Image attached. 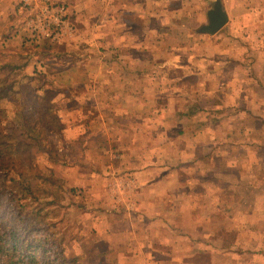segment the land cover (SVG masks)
Masks as SVG:
<instances>
[{
  "label": "rangeland",
  "instance_id": "374dc122",
  "mask_svg": "<svg viewBox=\"0 0 264 264\" xmlns=\"http://www.w3.org/2000/svg\"><path fill=\"white\" fill-rule=\"evenodd\" d=\"M92 1L74 12L66 0H51L67 4L70 25L53 40L32 34L31 11H21L18 0H0V239L9 243L0 264H157L152 257L161 244H152V238L158 239V228L132 216L130 182L139 163L191 178L194 173L183 166L206 155L210 138H220L229 161L240 158L243 149L235 143L251 138L252 128L253 139L264 142V125H256L264 120V93L242 98L235 84L204 75L222 61L221 45H232L226 36L210 42L200 33L215 3L145 2L151 15H171L166 27L125 16L123 0ZM46 2L33 0V6ZM129 25L135 36L124 35ZM141 29L147 34L139 35ZM220 99L223 107L230 103L221 115L206 110H220ZM249 126L248 134H239ZM259 153L264 161V151ZM246 156L243 151L237 180L229 173L228 179L220 174L216 179L247 186L246 178L260 168L255 222L264 215V167ZM190 182L182 181L180 189ZM186 200L192 202L189 197L180 202ZM204 210L197 217L209 223L207 231L226 216L229 223L241 220L231 211ZM112 215L128 216L136 229L153 234L134 237L133 251L124 250L128 237L118 234L119 222L109 229Z\"/></svg>",
  "mask_w": 264,
  "mask_h": 264
},
{
  "label": "crops",
  "instance_id": "0c3cea01",
  "mask_svg": "<svg viewBox=\"0 0 264 264\" xmlns=\"http://www.w3.org/2000/svg\"><path fill=\"white\" fill-rule=\"evenodd\" d=\"M66 1L74 12H77L81 5L87 8L93 4L92 0ZM81 1L83 2L81 3ZM152 1L160 0H123V13L125 16H129L130 19L156 20L159 25L170 26L171 15L166 17L161 13L151 15L147 9H143L145 2ZM192 1L194 2V0ZM210 2L215 3L214 6L217 3L221 4L223 11L227 15L228 22L217 34H206L205 36L212 38L209 39L210 42L212 40L214 42L223 40L224 37L222 36H226L227 39H225L231 41L232 45L227 47L221 45L219 52L222 56L219 57L222 61L217 62L218 64L216 63V66L204 75H218L224 79L223 82L227 86L235 84V93L242 98H248L250 95L262 97L264 93V0H205L207 4ZM137 4L140 7L138 11L136 9ZM117 5V3H114L113 7H117ZM213 9L214 7L208 9L207 20L209 12ZM76 15L79 18L81 17L79 14ZM134 28L135 26L129 25V30H125L124 35L135 36ZM141 34L146 35L147 30L141 29L139 35ZM113 36L115 37L116 34ZM132 48H135V46L130 47V49ZM220 100V110H217V107L206 110H210V113L221 115L226 110V106H228L226 104L230 103L224 102L223 107V99ZM194 114L191 116H195ZM246 114L251 115L250 113H244V115ZM233 115L237 116L238 111ZM217 125L214 124L213 128H216ZM256 125H264V120H259ZM201 126L204 125H197L198 128ZM245 129H249L248 132H245ZM249 132L250 126L239 130L241 135H246ZM253 133L254 129L252 128L251 138L235 143V147L243 149L247 153L246 157H250V160L256 157L255 163H258V167L261 165V168H263L264 161L263 158H260L259 150L264 151V142L260 143L254 140L252 137ZM221 142L219 137L214 140L210 138L208 148L211 147V149L207 148L206 155L203 157L193 156L188 161L191 163L183 166L187 167V169L189 168L194 173L195 178H192L194 176L189 178L183 175L178 177L158 168L155 171H149L150 169L145 167L147 165L142 167L140 163L135 169L137 171L132 174L133 179L130 183L135 195V200L130 202L133 206L132 216L143 223L145 227L148 224L149 226L153 224L158 228L159 231L155 235L158 239L152 238V244L158 242V244H161V247H155V256L152 257L156 259L157 264H232L233 262L235 264H264V215H262L261 219H257L258 221L251 222L256 213L260 212V208L256 207L257 204H254V200H256L257 195L261 194V189L263 188L259 185L260 168L258 170L255 168L253 176L246 178L249 182L247 186H234L216 179L218 174L221 176L225 175L226 179H228L227 173H229L235 174V179L237 180L236 168L243 161V151L240 158L237 155H233L230 157L232 161H229L225 157V148L222 150ZM215 148L217 149L216 154L213 153ZM140 159L142 157L139 156L135 160L139 161ZM156 160L157 164H159L160 159ZM153 169L151 168V170ZM226 169L233 170L228 171ZM239 169H242V165L239 166ZM239 179L241 178L239 177ZM182 181L192 182L188 184V187L180 189ZM211 181H215V183ZM212 183L214 184L212 185ZM180 196H182V199L189 197L192 202L189 200L180 202ZM204 197L208 201L206 206L199 204V200L203 201V199L199 198ZM249 200L252 201L250 202ZM189 203H191L190 206H188ZM247 206H249V209H245ZM203 208L206 209L204 212L209 210L218 212L231 211L233 214L230 216L241 217V220H230L229 223L227 220L228 216H226L224 221H221L218 225L211 223L214 227L217 226L216 229L207 231V227H210L209 223H204L201 218L197 217V213L203 212ZM247 211L249 214L245 215ZM109 218H112L109 229L113 228L115 230L117 227L119 228L117 224L119 222L121 228H119L118 234L125 238L128 237L127 244L125 243L123 246L124 250L133 251V248L129 246H134V244H129V241L134 240V237L150 236L151 232L142 230L143 226L136 229V223L133 225L128 216L123 219L118 215H112ZM176 218H178V221H176ZM180 221L187 223L183 225ZM248 222H250L249 226L247 225ZM116 234L117 232H114V235ZM231 238L236 239L235 244L229 242ZM170 244L174 246L173 250ZM120 249L121 246L118 247V250ZM202 258L204 261H208L206 263H198L197 260Z\"/></svg>",
  "mask_w": 264,
  "mask_h": 264
},
{
  "label": "built area",
  "instance_id": "2783aa9c",
  "mask_svg": "<svg viewBox=\"0 0 264 264\" xmlns=\"http://www.w3.org/2000/svg\"><path fill=\"white\" fill-rule=\"evenodd\" d=\"M51 0H47L44 6L35 8L33 0H18L21 11H31V19L28 26L32 34L41 35L48 39H55L69 27L67 4L51 5Z\"/></svg>",
  "mask_w": 264,
  "mask_h": 264
},
{
  "label": "water",
  "instance_id": "95a60500",
  "mask_svg": "<svg viewBox=\"0 0 264 264\" xmlns=\"http://www.w3.org/2000/svg\"><path fill=\"white\" fill-rule=\"evenodd\" d=\"M228 22L226 13L223 11L220 3L214 6V9L209 12L208 25L200 30V33L215 35L217 34Z\"/></svg>",
  "mask_w": 264,
  "mask_h": 264
},
{
  "label": "trees",
  "instance_id": "16d2710c",
  "mask_svg": "<svg viewBox=\"0 0 264 264\" xmlns=\"http://www.w3.org/2000/svg\"><path fill=\"white\" fill-rule=\"evenodd\" d=\"M8 166L9 165H6V167L8 168ZM32 166V163H29V165L28 164H22V167H25V168H29V167H31ZM6 169V168H5ZM11 238H14V241H18L17 240V234H15V233H12L11 234ZM26 238V237H25ZM8 242L7 241H5L4 239H0V245H1V249H0V254L1 253H4L5 251H7V247H8ZM7 246V247H6ZM13 248V247H12ZM29 264H31V262L29 263Z\"/></svg>",
  "mask_w": 264,
  "mask_h": 264
}]
</instances>
